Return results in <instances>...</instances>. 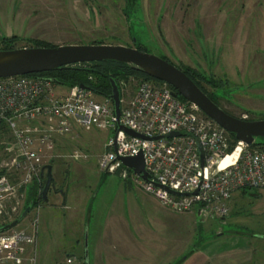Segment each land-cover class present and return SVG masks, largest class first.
I'll return each mask as SVG.
<instances>
[{
    "label": "rangeland",
    "instance_id": "1",
    "mask_svg": "<svg viewBox=\"0 0 264 264\" xmlns=\"http://www.w3.org/2000/svg\"><path fill=\"white\" fill-rule=\"evenodd\" d=\"M131 37L142 51L199 74L197 81L226 112L264 119V0H0V49L133 46ZM118 77L127 79L120 84L126 102L143 77L123 71ZM113 134L90 125L55 138L54 157L44 161L53 176L47 198H41L45 179L19 197L7 219L32 200L11 228L34 234L35 264H175L191 249L225 239L247 244V264H264V204L257 189L235 191L222 220L204 219L195 209L174 212L130 174L102 168ZM10 140L8 132L0 134V159ZM32 184L37 193L29 197Z\"/></svg>",
    "mask_w": 264,
    "mask_h": 264
},
{
    "label": "built area",
    "instance_id": "2",
    "mask_svg": "<svg viewBox=\"0 0 264 264\" xmlns=\"http://www.w3.org/2000/svg\"><path fill=\"white\" fill-rule=\"evenodd\" d=\"M56 86L51 78L34 74L0 77V134L11 137L0 159V226L17 210L25 188L45 178L44 161L54 157V139L90 125L114 130L102 168L130 174L174 212L195 209L204 219L222 220L233 193L242 188L257 189L264 204V146L237 141L231 147L230 134L174 95L166 82L141 79L131 98L121 99V124L146 138L117 131L110 96L97 99L94 91L78 84L62 95ZM172 132L180 134L168 136ZM140 151L148 181L117 159ZM34 242V234L23 229L0 232V264H35Z\"/></svg>",
    "mask_w": 264,
    "mask_h": 264
},
{
    "label": "water",
    "instance_id": "3",
    "mask_svg": "<svg viewBox=\"0 0 264 264\" xmlns=\"http://www.w3.org/2000/svg\"><path fill=\"white\" fill-rule=\"evenodd\" d=\"M128 1L129 0H125V5H127ZM132 40L134 43L133 47L98 43L0 49V77L47 72L70 64L85 62L121 63L132 70L141 72L151 78L169 84L173 88L174 95H179L188 103L196 106L204 115L225 129L237 141H241L248 145H264V119L247 120L226 112L183 70L160 56L138 49L136 39L132 37ZM51 80L54 81L53 79ZM109 81L111 88L109 96L113 101L114 111L117 118V131L123 130L128 135L146 138L121 124V94L119 85L112 77L109 78ZM80 87L93 91L89 86L83 83L80 84ZM179 134L180 132H172L168 136ZM200 157L201 164L203 165L201 151ZM117 159L121 161L122 165L135 176L144 181L149 180L148 174L145 170L144 155L141 151L133 156H117ZM45 169V183L42 189L43 200L47 198V192L53 183L52 166L47 164ZM155 185L168 190L172 194H179L176 191L168 189L166 186L159 184ZM196 192L197 190H195L193 194H196ZM31 208L32 202H29L17 218L0 226V232L18 224ZM85 253L87 254V252ZM187 256L188 254L183 256L175 264H180Z\"/></svg>",
    "mask_w": 264,
    "mask_h": 264
},
{
    "label": "trees",
    "instance_id": "4",
    "mask_svg": "<svg viewBox=\"0 0 264 264\" xmlns=\"http://www.w3.org/2000/svg\"><path fill=\"white\" fill-rule=\"evenodd\" d=\"M15 38L16 37H14L13 40ZM136 43H137V48L140 49L138 42H136ZM41 46L50 47L51 45H36L35 47H41ZM162 58H165V57H162ZM166 60L169 61L168 59H166ZM169 62H171V61H169ZM181 70H183L214 101V99L200 85L199 81H197L196 77L199 74H197L195 71L191 72V71H189V69H181ZM122 71H123L124 75L136 74V75L142 76L143 77L142 79L158 81V80L151 78V77H149V76H147L141 72L132 70V69L128 68L127 66H125L124 64L117 63V62H85V63H79V64H70V65L64 66V67L56 69V70L41 72V73H35L34 75L49 77V78L54 80L53 82L55 84L66 85L68 87L73 86V85H77V84L80 85L83 83V84L89 86L93 91L97 92L99 95L109 97V93L111 91L109 78L112 77L116 80L118 74L121 73ZM212 85H215V84L212 82ZM177 96H178V98L184 100L181 96H179V95H177ZM247 120H249V119H247ZM230 137L232 140L231 141V147H232L237 143V140L231 135H230ZM255 146H264V145H255ZM43 179H45V178H43ZM35 183H36V181H35ZM32 185L33 186L30 187V190H29V192H30L29 197H32L33 195H35L37 193L36 185L35 184H32ZM242 189H245V188H242ZM41 195H42V192H41ZM30 202H32V200ZM32 204H33V202H32ZM192 251H193V249H191L189 252H187V254L189 255V253H191Z\"/></svg>",
    "mask_w": 264,
    "mask_h": 264
},
{
    "label": "crops",
    "instance_id": "5",
    "mask_svg": "<svg viewBox=\"0 0 264 264\" xmlns=\"http://www.w3.org/2000/svg\"><path fill=\"white\" fill-rule=\"evenodd\" d=\"M252 260L249 247L242 240H215L193 249L180 264H247Z\"/></svg>",
    "mask_w": 264,
    "mask_h": 264
},
{
    "label": "flooded vegetation",
    "instance_id": "6",
    "mask_svg": "<svg viewBox=\"0 0 264 264\" xmlns=\"http://www.w3.org/2000/svg\"><path fill=\"white\" fill-rule=\"evenodd\" d=\"M132 38V37H131ZM132 42H133V40H132ZM133 46H134V43H133ZM133 46H131V47H133ZM164 59H166V58H164ZM128 76V75H127ZM128 78V77H127ZM116 82L118 83V85H119V89H120V84L121 83H126L127 82V79H125V78H120V77H118L117 76V79H116ZM94 93L95 94H98L97 92H95L94 91ZM99 95V94H98Z\"/></svg>",
    "mask_w": 264,
    "mask_h": 264
},
{
    "label": "bare ground",
    "instance_id": "7",
    "mask_svg": "<svg viewBox=\"0 0 264 264\" xmlns=\"http://www.w3.org/2000/svg\"><path fill=\"white\" fill-rule=\"evenodd\" d=\"M240 145V144H239Z\"/></svg>",
    "mask_w": 264,
    "mask_h": 264
}]
</instances>
